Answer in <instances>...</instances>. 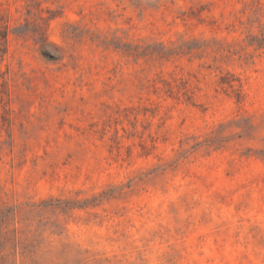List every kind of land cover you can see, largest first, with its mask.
I'll return each mask as SVG.
<instances>
[{"label":"rangeland","instance_id":"obj_1","mask_svg":"<svg viewBox=\"0 0 264 264\" xmlns=\"http://www.w3.org/2000/svg\"><path fill=\"white\" fill-rule=\"evenodd\" d=\"M0 264H264V0H0Z\"/></svg>","mask_w":264,"mask_h":264}]
</instances>
